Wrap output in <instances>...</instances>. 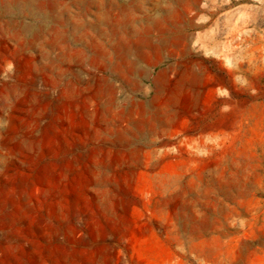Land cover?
I'll return each instance as SVG.
<instances>
[{"label": "rangeland", "instance_id": "1", "mask_svg": "<svg viewBox=\"0 0 264 264\" xmlns=\"http://www.w3.org/2000/svg\"><path fill=\"white\" fill-rule=\"evenodd\" d=\"M0 64V264H264V0H0Z\"/></svg>", "mask_w": 264, "mask_h": 264}, {"label": "bare ground", "instance_id": "2", "mask_svg": "<svg viewBox=\"0 0 264 264\" xmlns=\"http://www.w3.org/2000/svg\"><path fill=\"white\" fill-rule=\"evenodd\" d=\"M42 32H44V31H40V32H37V33H42ZM36 33V34H37ZM39 34V35H40ZM35 35V34H34ZM38 35V36H39ZM35 40H34V38H31V39H29L28 41H23L22 43H21V46L23 47V48H25V50H29V49H38V51H39V55H40V57H42V59L43 60H45L47 57H48V53H49V49H44V46H45V42H34ZM33 52V51H32ZM31 52V53H32ZM35 53V52H34ZM15 56V55H14ZM13 57V56H12ZM32 57V56H31ZM31 57L29 58V60L31 59ZM35 57H37V56H35ZM18 58V57H17ZM36 60V59H35ZM5 61V60H4ZM34 61V60H33ZM48 62H50L49 64H48V66L49 67H47V68H49L48 70H53L54 69V67L55 66H59L60 65V60H59V58L57 59V60H54V59H51V60H49ZM1 64H4V63H1ZM0 64V65H1ZM45 64H46V62L45 61H41V63L40 64H38L37 65V70L38 71H42V72H45V69H44V66H45ZM27 65V64H26ZM32 65V64H31ZM2 68V67H1ZM24 70V69H23ZM31 70V69H30ZM33 72H35V71H33ZM36 74H38V73H36ZM42 75V74H41ZM39 96V95H38ZM117 96V95H116ZM37 98V97H36ZM126 98V97H125ZM123 99V98H122ZM122 99H121V101H122ZM114 100H115V98H114ZM113 100V101H114ZM127 100V99H126ZM129 100V99H128ZM127 100V101H128ZM117 101V100H116ZM124 101V100H123ZM122 101V103H124ZM131 102V101H130ZM129 102V103H130ZM59 103V102H58ZM98 103V102H97ZM121 104V103H120ZM126 104V103H125ZM124 104V105H125ZM145 104V103H144ZM122 105V104H121ZM107 106V105H106ZM105 106V107H106ZM104 107V106H103ZM125 107H127V106H125ZM124 107V108H125ZM146 108V107H145ZM148 108V107H147ZM149 109V108H148ZM140 110V109H139ZM95 111V110H94ZM99 111V110H98ZM142 111V110H141ZM144 111V110H143ZM101 112V111H100ZM95 114V113H94ZM146 116V115H145ZM107 120V119H106ZM96 128H98L99 129V127H96ZM91 129V128H90ZM145 133V132H144ZM88 135H89V133H88ZM106 135V134H105ZM133 137V136H132ZM112 138V137H111ZM93 139V138H92ZM108 139V138H107ZM4 199V198H3ZM7 201V200H6ZM8 203V202H7ZM4 211V210H3ZM2 213V212H1ZM5 215V214H4ZM4 218V217H3ZM5 218H6V216H5ZM9 225V224H8ZM29 226V225H28ZM28 235V234H27Z\"/></svg>", "mask_w": 264, "mask_h": 264}]
</instances>
